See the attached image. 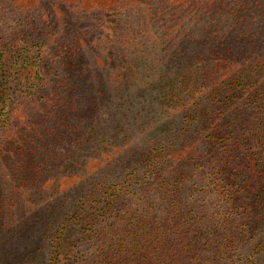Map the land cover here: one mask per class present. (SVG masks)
Returning a JSON list of instances; mask_svg holds the SVG:
<instances>
[{"label":"trees","instance_id":"obj_1","mask_svg":"<svg viewBox=\"0 0 264 264\" xmlns=\"http://www.w3.org/2000/svg\"><path fill=\"white\" fill-rule=\"evenodd\" d=\"M0 264H264V0H0Z\"/></svg>","mask_w":264,"mask_h":264}]
</instances>
